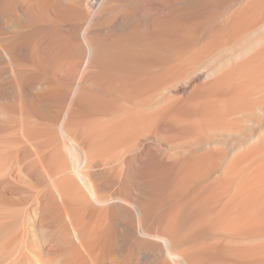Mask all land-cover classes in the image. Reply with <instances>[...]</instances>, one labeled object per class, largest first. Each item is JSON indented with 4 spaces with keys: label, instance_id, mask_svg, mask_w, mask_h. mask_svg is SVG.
<instances>
[{
    "label": "bare ground",
    "instance_id": "6f19581e",
    "mask_svg": "<svg viewBox=\"0 0 264 264\" xmlns=\"http://www.w3.org/2000/svg\"><path fill=\"white\" fill-rule=\"evenodd\" d=\"M0 264H264V0H0Z\"/></svg>",
    "mask_w": 264,
    "mask_h": 264
}]
</instances>
